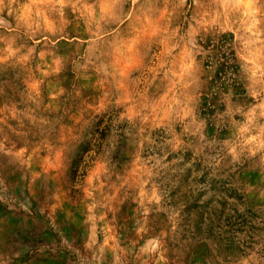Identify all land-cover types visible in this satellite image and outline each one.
I'll list each match as a JSON object with an SVG mask.
<instances>
[{
  "label": "rangeland",
  "instance_id": "1",
  "mask_svg": "<svg viewBox=\"0 0 264 264\" xmlns=\"http://www.w3.org/2000/svg\"><path fill=\"white\" fill-rule=\"evenodd\" d=\"M0 264H264V0H0Z\"/></svg>",
  "mask_w": 264,
  "mask_h": 264
}]
</instances>
